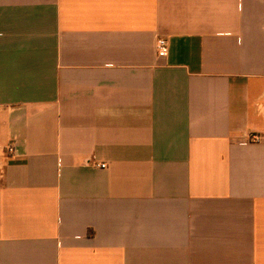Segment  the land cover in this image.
Returning <instances> with one entry per match:
<instances>
[{
	"label": "crops",
	"instance_id": "crops-1",
	"mask_svg": "<svg viewBox=\"0 0 264 264\" xmlns=\"http://www.w3.org/2000/svg\"><path fill=\"white\" fill-rule=\"evenodd\" d=\"M0 264H264V0H0Z\"/></svg>",
	"mask_w": 264,
	"mask_h": 264
},
{
	"label": "built area",
	"instance_id": "built-area-1",
	"mask_svg": "<svg viewBox=\"0 0 264 264\" xmlns=\"http://www.w3.org/2000/svg\"><path fill=\"white\" fill-rule=\"evenodd\" d=\"M156 49H157L158 56L160 58H166L169 55L168 39L163 38V37L158 38L157 42H156ZM260 140H261L260 135L251 134L244 142L241 143V145H247L249 143L259 142ZM6 151L11 154V153L15 152V148L13 145H10L6 148ZM95 166L97 168H100V169H106L107 168V164H105V163L96 164Z\"/></svg>",
	"mask_w": 264,
	"mask_h": 264
}]
</instances>
